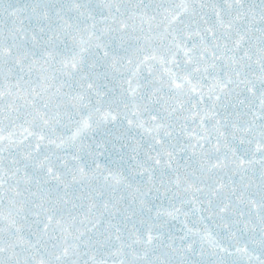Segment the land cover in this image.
I'll use <instances>...</instances> for the list:
<instances>
[{"label": "snow or ice", "instance_id": "obj_1", "mask_svg": "<svg viewBox=\"0 0 264 264\" xmlns=\"http://www.w3.org/2000/svg\"><path fill=\"white\" fill-rule=\"evenodd\" d=\"M0 264H264V0H0Z\"/></svg>", "mask_w": 264, "mask_h": 264}]
</instances>
